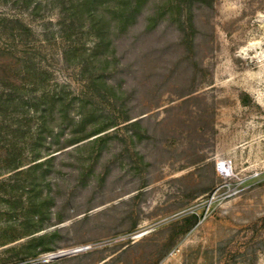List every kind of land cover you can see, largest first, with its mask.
Returning <instances> with one entry per match:
<instances>
[{
	"label": "rangeland",
	"instance_id": "1",
	"mask_svg": "<svg viewBox=\"0 0 264 264\" xmlns=\"http://www.w3.org/2000/svg\"><path fill=\"white\" fill-rule=\"evenodd\" d=\"M77 1L0 0V264H264V0Z\"/></svg>",
	"mask_w": 264,
	"mask_h": 264
},
{
	"label": "trees",
	"instance_id": "2",
	"mask_svg": "<svg viewBox=\"0 0 264 264\" xmlns=\"http://www.w3.org/2000/svg\"><path fill=\"white\" fill-rule=\"evenodd\" d=\"M104 0H78L76 9L81 8L83 9L89 17L90 24H94V15L92 13L93 8L97 3L102 2ZM115 1V14L117 15V19L122 21H128L129 19L133 20L135 18L136 13L139 12L141 7V3L143 0H114ZM89 22V21H88ZM92 26V25H91Z\"/></svg>",
	"mask_w": 264,
	"mask_h": 264
}]
</instances>
